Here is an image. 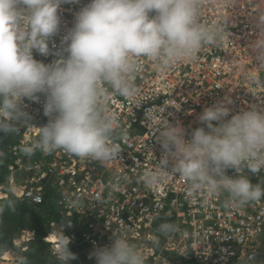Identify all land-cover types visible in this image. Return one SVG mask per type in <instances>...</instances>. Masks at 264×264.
<instances>
[{
	"label": "clouds",
	"instance_id": "clouds-1",
	"mask_svg": "<svg viewBox=\"0 0 264 264\" xmlns=\"http://www.w3.org/2000/svg\"><path fill=\"white\" fill-rule=\"evenodd\" d=\"M78 2L0 0V133L17 132L18 123L30 126L23 102H38L42 94L48 123L39 127V138L22 152L31 156L36 150H63L109 162L120 152L112 140L119 122L110 102L115 96L129 100L140 96L134 81L142 70L141 59L163 73L195 60L202 48L228 39L230 33L224 21L202 20L206 0H89L63 37L58 58L50 64L35 59L34 50L42 56L52 52L50 42L61 30V6ZM252 47L258 67L264 69V31ZM248 78L264 84L256 73ZM231 103L226 99L205 108L199 116L201 126L190 133L165 119L157 124L148 110L149 126H155L164 154L155 170L144 173L145 185L155 187L174 173L187 182L189 194L226 193L225 207L260 201L264 187L240 170L256 174L264 169V108L251 106L231 114ZM229 169L239 175L229 176ZM176 229L165 222L158 231L167 235ZM47 243L54 252L53 242ZM69 245L65 235L57 255L61 264L76 259ZM92 256L96 264H145L142 252L115 234L111 247L96 248Z\"/></svg>",
	"mask_w": 264,
	"mask_h": 264
},
{
	"label": "built area",
	"instance_id": "built-area-1",
	"mask_svg": "<svg viewBox=\"0 0 264 264\" xmlns=\"http://www.w3.org/2000/svg\"><path fill=\"white\" fill-rule=\"evenodd\" d=\"M87 3L89 0H79L61 6V30L50 42L52 52L42 56L34 50L35 59L50 64L58 58L63 37L73 27L76 13ZM262 16L264 0H206L202 20L224 21L230 33L228 39L202 48L195 60L163 73L142 58V70L134 81L141 89L140 96L134 100L115 96L110 102V110L119 122L112 140L120 146V152L109 162L80 158L63 150H36L37 159L24 154L21 149L35 143L39 127L49 120L43 112L42 94L38 102L25 99L23 110L31 117V125L18 123V142L11 147L9 156L15 158L23 176V185H17L13 176L9 178L16 186V194L41 204L43 183L52 184L58 206L66 216L90 218L89 231L82 239L90 248L88 259L94 262L92 253L96 248L111 247L114 234L136 246L145 264H250L263 258L264 197L244 206L225 207L226 193L216 197L205 192L189 194L187 182L178 174L170 173L163 183L152 188L143 180L144 173L155 170L164 154L155 126H149L148 110L156 116L157 124L165 119L181 124L190 133L201 126L199 116L205 108L226 99L232 101L231 114L251 106L264 108V84L257 85L248 78L250 73H256L264 81V69L258 67L252 47L264 31ZM227 174L233 178L239 175L235 169L227 170ZM240 174L264 187V169L252 174L242 168ZM163 216L174 217L177 229L160 240L155 224ZM53 235L57 237L53 243V254L57 256L65 238L64 228H58ZM68 238L71 244L77 240L75 234ZM32 239L33 233L23 232L15 245L24 251ZM168 253L177 259H168ZM0 259V264H23L25 260L13 255Z\"/></svg>",
	"mask_w": 264,
	"mask_h": 264
},
{
	"label": "trees",
	"instance_id": "trees-1",
	"mask_svg": "<svg viewBox=\"0 0 264 264\" xmlns=\"http://www.w3.org/2000/svg\"><path fill=\"white\" fill-rule=\"evenodd\" d=\"M17 142L16 132L7 135L0 133V153L3 154L0 155V187H3L7 195L3 198L4 195L0 190V257L9 252L13 256H23L25 258L23 264H61L53 254L51 244L47 243L45 238L63 227L64 237L75 234L77 238L75 243L69 245L71 252L76 256L72 261L96 264L88 259L90 248L82 239L89 231L90 218L89 221L85 217L66 216L58 206V194L52 184L43 183L44 200L41 204H33L16 194V186L11 185L9 178L13 176L17 185H23L20 184L23 176L15 164V158L10 159L9 156L11 147ZM30 157L37 159L35 153ZM165 222L175 224L174 217H161L155 224L156 229L158 230ZM24 231L33 233V240L26 244L27 249L23 251L21 247L15 245V241ZM158 236L160 240H164L166 235L159 232ZM174 256L168 253V259L176 260L177 258L173 259Z\"/></svg>",
	"mask_w": 264,
	"mask_h": 264
},
{
	"label": "rangeland",
	"instance_id": "rangeland-1",
	"mask_svg": "<svg viewBox=\"0 0 264 264\" xmlns=\"http://www.w3.org/2000/svg\"><path fill=\"white\" fill-rule=\"evenodd\" d=\"M1 190V192L3 193V195H6L5 194V192H4V190H2V189H0ZM3 198H5V196H3ZM56 237V236H55ZM52 238H54V237H52ZM49 239V238H48ZM50 241V240H49ZM50 242H52V241H50ZM1 263V262H0ZM250 264H264V257L263 258H261V259H259L258 261H255V262H252V263H250Z\"/></svg>",
	"mask_w": 264,
	"mask_h": 264
},
{
	"label": "bare ground",
	"instance_id": "bare-ground-1",
	"mask_svg": "<svg viewBox=\"0 0 264 264\" xmlns=\"http://www.w3.org/2000/svg\"><path fill=\"white\" fill-rule=\"evenodd\" d=\"M54 237V238H52ZM49 240L52 241L53 243L57 242V237H55L54 235L49 236Z\"/></svg>",
	"mask_w": 264,
	"mask_h": 264
},
{
	"label": "crops",
	"instance_id": "crops-1",
	"mask_svg": "<svg viewBox=\"0 0 264 264\" xmlns=\"http://www.w3.org/2000/svg\"><path fill=\"white\" fill-rule=\"evenodd\" d=\"M10 256H11L10 254L5 253V257H6V258H8V257H10Z\"/></svg>",
	"mask_w": 264,
	"mask_h": 264
}]
</instances>
